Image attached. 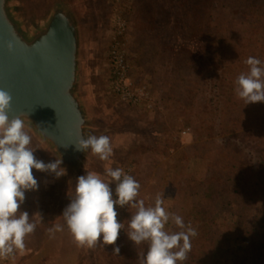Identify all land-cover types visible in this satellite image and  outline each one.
Returning a JSON list of instances; mask_svg holds the SVG:
<instances>
[{"label": "rangeland", "instance_id": "1", "mask_svg": "<svg viewBox=\"0 0 264 264\" xmlns=\"http://www.w3.org/2000/svg\"><path fill=\"white\" fill-rule=\"evenodd\" d=\"M77 1L88 21L89 94L102 125L108 126L105 133L113 149L107 160L97 156L92 172L108 182L106 168L130 171L140 184L137 200H143L145 206H154L157 195H162L166 211L181 216L194 203L197 190L203 191L202 180L189 184V175L196 166L193 145L216 139L204 127L208 119L202 100L187 104L176 88V80L172 81L171 89L170 83L163 84L161 76L174 78L175 66L190 56L194 66L202 67L210 44L207 36L213 31L202 28V19L207 17L203 11L211 0ZM212 1L221 12L215 19L224 21L229 17L232 22L236 21L233 25L230 23L231 29L224 28L233 31L236 49H251L253 44L243 38L252 0ZM120 20L124 23L122 28H119ZM258 39L264 42V30ZM117 47L126 53L132 89L140 95L143 93L139 101L124 100L116 89L112 52ZM236 53L231 55L235 57ZM164 57L165 61H161ZM244 59L236 58L235 62L248 69ZM232 112L241 113V110ZM255 112L259 117L252 124L256 125L253 126L258 136L264 138V105ZM216 146L212 150L217 154ZM29 147L34 149L37 159L49 162L32 140ZM32 171L39 186L25 192L19 210L28 212L35 230L25 237L23 250L0 258V264H140L148 242L135 245L126 232L128 221L136 211L134 207L115 206L117 220L125 226L116 241L118 254L113 252L114 245H103L102 238L94 247L78 246L62 216L68 204L61 205L55 197L53 173L34 168ZM259 173L258 169L254 171L252 187L245 196L243 182H227L217 188L213 197L200 200L204 209L218 213L217 241L225 245L218 258H208L211 264H264V173L262 176ZM109 186L115 198V183L110 182ZM221 191L230 198L218 201L217 194ZM55 225H60L62 230L50 234L48 230ZM174 227L171 220L165 225L167 231L173 232Z\"/></svg>", "mask_w": 264, "mask_h": 264}, {"label": "water", "instance_id": "2", "mask_svg": "<svg viewBox=\"0 0 264 264\" xmlns=\"http://www.w3.org/2000/svg\"><path fill=\"white\" fill-rule=\"evenodd\" d=\"M87 61L88 21L77 0H0V89L12 97L9 117L20 116L49 162L62 160L66 171L53 174L54 185L68 200L97 158L77 150V140L108 129L92 104Z\"/></svg>", "mask_w": 264, "mask_h": 264}, {"label": "clouds", "instance_id": "3", "mask_svg": "<svg viewBox=\"0 0 264 264\" xmlns=\"http://www.w3.org/2000/svg\"><path fill=\"white\" fill-rule=\"evenodd\" d=\"M7 48L12 50L11 41ZM245 64L248 71L236 78L235 92L245 105L264 102V62L249 56ZM11 101V95L0 89V258L23 250L25 237L35 230L28 212L19 210L25 192L39 186L33 168L53 173L57 178L66 171L61 167V159L45 163L34 156V149L29 147L32 138L24 130L23 120L20 116L9 117ZM76 148L84 152L90 149L101 160L109 159L113 151L106 135L83 136L77 140ZM105 173L110 178L108 182L88 171L76 178L75 195L62 214L76 244L91 248L102 238V244L114 245L113 252L118 254L120 249L115 245L125 226L118 222L115 206L131 205L136 211L128 221L127 235L135 245L148 242L140 264H177L186 260L191 251L190 237L197 234L195 229L186 227L181 216L166 211L162 195H157L154 206L137 200L140 184L123 169L109 167ZM110 182L115 183V198ZM170 220L179 231L165 229ZM60 230L61 226L55 225L48 231L52 234Z\"/></svg>", "mask_w": 264, "mask_h": 264}, {"label": "trees", "instance_id": "4", "mask_svg": "<svg viewBox=\"0 0 264 264\" xmlns=\"http://www.w3.org/2000/svg\"><path fill=\"white\" fill-rule=\"evenodd\" d=\"M203 13L207 17L202 19L204 22L202 28L213 31L207 36L210 44L207 47V55L201 63L202 67L194 66L190 56L175 66L174 78L161 76L163 84L168 86L170 83L171 89L172 81L176 80V88L187 104L194 105L198 99L202 100L208 119L205 120L204 127L206 130L209 128L213 132L212 136L215 135L214 140L216 139V141H199L193 145L196 166L194 172L189 175V184L194 185L197 180H202L203 191L197 190L194 203L181 215L185 226L195 229L197 234L190 237L191 251L187 259L178 261L177 264H211L212 256L218 258L223 253L225 245L222 241H217L219 230L215 226L219 224L217 223L219 215L212 213L210 209H204V203L200 200L205 199L204 197H213L217 188L227 185V182H243V196H245L252 187L251 179L254 171L258 169L261 176L264 173V138L258 136L254 127L256 125L252 124L253 121L257 122L259 117L255 111L264 105V102L245 105L244 100L235 92L236 78L242 72L248 71L242 63L237 64L235 59L245 58L243 60L245 61L249 56H253L264 62V42L258 39L260 31L264 30V0H252L249 5L248 17L244 23L247 33L243 40H247L248 44L252 43L253 46L251 49L245 47L243 51L236 49L233 31L224 30L225 27L231 29V25L236 21L232 22L229 17L224 21L221 18L215 19V16L221 12L219 6L212 0L208 6L206 5ZM235 52L237 53L234 57L231 54ZM161 61H165V57ZM167 71L169 72L168 69ZM233 109H240L241 113L232 112ZM214 146H216L214 149L218 150L217 154L212 150ZM217 197L218 201L223 202L230 198L223 191L217 194ZM179 230L175 226L173 232ZM230 247L234 248L233 244H230Z\"/></svg>", "mask_w": 264, "mask_h": 264}, {"label": "built area", "instance_id": "5", "mask_svg": "<svg viewBox=\"0 0 264 264\" xmlns=\"http://www.w3.org/2000/svg\"><path fill=\"white\" fill-rule=\"evenodd\" d=\"M118 23L119 28H122V25L124 24L123 21L120 20ZM120 33H122V31ZM112 55L114 56L113 58L116 63V89L118 90L119 94L122 95L124 100L134 102L141 100L143 93L141 95L136 93V91L132 89L133 87H131L129 83V63L126 53L117 47L113 49ZM126 174L131 175L130 171H128Z\"/></svg>", "mask_w": 264, "mask_h": 264}, {"label": "flooded vegetation", "instance_id": "6", "mask_svg": "<svg viewBox=\"0 0 264 264\" xmlns=\"http://www.w3.org/2000/svg\"><path fill=\"white\" fill-rule=\"evenodd\" d=\"M55 197L57 198V201L61 205L70 203V200L63 198L62 191L60 189L59 190L55 189Z\"/></svg>", "mask_w": 264, "mask_h": 264}]
</instances>
